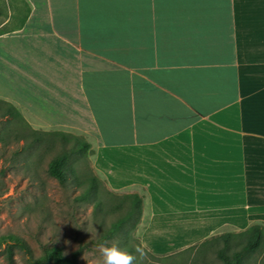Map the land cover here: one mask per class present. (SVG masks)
<instances>
[{
  "label": "crops",
  "instance_id": "0c3cea01",
  "mask_svg": "<svg viewBox=\"0 0 264 264\" xmlns=\"http://www.w3.org/2000/svg\"><path fill=\"white\" fill-rule=\"evenodd\" d=\"M0 99L29 127L87 134L107 186L148 196L150 218L241 207L264 224V132L243 129L264 111V0H0Z\"/></svg>",
  "mask_w": 264,
  "mask_h": 264
},
{
  "label": "rangeland",
  "instance_id": "374dc122",
  "mask_svg": "<svg viewBox=\"0 0 264 264\" xmlns=\"http://www.w3.org/2000/svg\"><path fill=\"white\" fill-rule=\"evenodd\" d=\"M73 103L76 114L69 122L76 119L87 127L85 106L78 98ZM247 112L243 129L264 132L263 108L252 105ZM75 131L64 125L29 127L0 111V236L23 238L35 255L43 246H59L66 255L80 248L75 264H102V243L130 252L132 264H223L218 251L231 255L246 239L247 228L262 224L248 219L241 207L237 216L224 210L223 217L213 219H190V213L175 218L162 211L150 218L148 196L134 187L107 186L93 167L92 150L81 144L87 134L82 133L85 140ZM58 156L64 158L62 183L47 172L48 162ZM134 193L141 208L128 212L127 196ZM5 246L0 244V264H10ZM11 264H27L16 248ZM241 264H264V254L246 253Z\"/></svg>",
  "mask_w": 264,
  "mask_h": 264
},
{
  "label": "trees",
  "instance_id": "16d2710c",
  "mask_svg": "<svg viewBox=\"0 0 264 264\" xmlns=\"http://www.w3.org/2000/svg\"><path fill=\"white\" fill-rule=\"evenodd\" d=\"M0 111L2 115L18 118L23 123L27 124L16 107L2 99H0ZM60 133V135L65 136L62 132ZM81 144L84 147L89 146V144L84 140ZM63 163L64 158L62 156H58L52 158L48 162L47 166V172L51 176L55 177L60 183L66 179V172L62 167ZM127 197L130 201L128 212L133 210H137L139 212L141 208V198L135 193L129 194ZM115 226H113V228H115ZM228 235V233L224 234L223 238ZM2 243H5L6 245L4 248V255L10 264L13 261L14 248L18 249L26 257L27 264H75L81 251L80 248H77L69 255H66L62 252L59 246L53 245L49 247L43 246L40 253L35 255L29 244L23 238L14 234L0 236V244ZM252 251H258L260 253L263 252L264 254V224L255 223L250 225L247 228L246 239L239 246V248L235 249L231 255L219 250L218 257L223 264H241L243 256Z\"/></svg>",
  "mask_w": 264,
  "mask_h": 264
},
{
  "label": "clouds",
  "instance_id": "9594fccd",
  "mask_svg": "<svg viewBox=\"0 0 264 264\" xmlns=\"http://www.w3.org/2000/svg\"><path fill=\"white\" fill-rule=\"evenodd\" d=\"M140 251V249H137ZM102 264H132L135 257L117 244H101L99 246Z\"/></svg>",
  "mask_w": 264,
  "mask_h": 264
}]
</instances>
